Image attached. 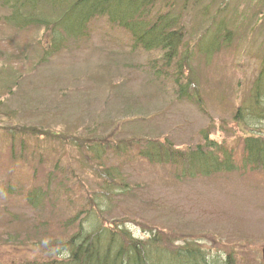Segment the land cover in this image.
Here are the masks:
<instances>
[{
	"label": "rangeland",
	"instance_id": "rangeland-1",
	"mask_svg": "<svg viewBox=\"0 0 264 264\" xmlns=\"http://www.w3.org/2000/svg\"><path fill=\"white\" fill-rule=\"evenodd\" d=\"M190 2L184 14L195 46L198 32L215 30L219 20L232 34L220 53L207 58L194 46L189 66L202 104L178 100L172 76L156 77L150 69L155 53L134 49L124 32L102 18L91 21L89 37L70 42L68 49L42 63L36 49L41 31L15 32L0 21V63L5 65L0 112H16L10 119L0 113V126H34L74 137L104 135L118 126L122 138H167L180 150L200 142L204 129L240 157L232 112L235 96L244 100L264 52V0ZM205 8L208 19L200 18ZM4 12L0 8V16ZM19 141L13 140L12 153L11 142L0 134V264L46 259L48 243L74 232L72 225L63 224L84 208L98 182L90 162L83 155L81 163L75 162L78 155L67 145L54 142L42 151L20 152ZM132 149L105 162L120 165L129 189L100 206L104 224L123 223L141 240L159 229L170 236L172 248L190 242L209 256L227 255L232 264H262L264 171L189 178L178 166L137 159ZM39 154L45 166L36 164ZM55 161L59 170L51 171L49 180L54 192L43 206L30 208L25 192L45 188Z\"/></svg>",
	"mask_w": 264,
	"mask_h": 264
},
{
	"label": "trees",
	"instance_id": "trees-1",
	"mask_svg": "<svg viewBox=\"0 0 264 264\" xmlns=\"http://www.w3.org/2000/svg\"><path fill=\"white\" fill-rule=\"evenodd\" d=\"M190 3V0H0V8L5 9L0 21L15 32L41 31L36 49L39 63H42L68 49L70 42L89 37L91 21L102 18L111 28L124 32L134 49L155 53L156 58L150 60V69L156 77L172 76L178 100L202 104L189 66L197 42L186 29L184 12ZM207 13L205 8L200 18H207ZM231 35L226 23L219 20L215 30L204 28L198 32L196 50L205 58L220 53V48L230 43ZM4 68L5 65L0 63V73L5 71ZM246 91L243 101L235 96L237 104L232 112V123L239 130L235 138V146L241 155L238 158L234 155V147L213 140L204 129L199 134L200 142L180 150L167 138H122L118 126L110 133L85 137L63 135L34 126H0V134L6 142H11L10 152H16L15 138L20 140V152L42 151L50 143L59 142L76 152L75 162L81 163L79 157L83 155L98 181L84 208H79L63 224L64 228L72 225L74 232L66 240L48 243L44 249L46 259L19 264H232L233 259L227 255L222 259L209 256L204 249L190 242L172 248L170 236L162 234L159 229H154L141 240L132 236L123 223L116 227L107 226L99 208L112 195L128 194V183L120 165L106 163L111 156L121 157L130 148L136 149L132 150L137 159L150 165L178 166L182 176L189 178L235 171H264V52ZM0 113L9 119L16 114L15 111ZM42 156L39 154L36 164L45 166L46 159L42 160ZM58 166L55 161L53 169L48 168L45 188L39 185L25 192L30 208H40L49 193L54 192L49 180L53 179L51 171L59 170ZM36 172L34 169L30 176L34 178ZM100 177L104 179L98 180Z\"/></svg>",
	"mask_w": 264,
	"mask_h": 264
},
{
	"label": "water",
	"instance_id": "water-1",
	"mask_svg": "<svg viewBox=\"0 0 264 264\" xmlns=\"http://www.w3.org/2000/svg\"><path fill=\"white\" fill-rule=\"evenodd\" d=\"M262 257H261V261H262V264H264V245L262 246Z\"/></svg>",
	"mask_w": 264,
	"mask_h": 264
}]
</instances>
